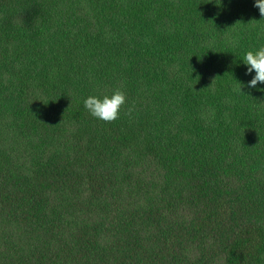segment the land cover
<instances>
[{"label": "trees", "instance_id": "obj_1", "mask_svg": "<svg viewBox=\"0 0 264 264\" xmlns=\"http://www.w3.org/2000/svg\"><path fill=\"white\" fill-rule=\"evenodd\" d=\"M260 44L253 0H0V264H264Z\"/></svg>", "mask_w": 264, "mask_h": 264}, {"label": "clouds", "instance_id": "obj_2", "mask_svg": "<svg viewBox=\"0 0 264 264\" xmlns=\"http://www.w3.org/2000/svg\"><path fill=\"white\" fill-rule=\"evenodd\" d=\"M253 5L258 8L261 17L264 16V0H253ZM241 59L245 65V74L250 75V79L246 82H239L233 90L242 93L241 89L244 86L258 88L259 85H264V44L245 50ZM126 103V93L119 87L111 92L89 94L83 99V106L88 113L106 122L118 119L122 106ZM133 111V107L129 106L127 113L131 114Z\"/></svg>", "mask_w": 264, "mask_h": 264}]
</instances>
